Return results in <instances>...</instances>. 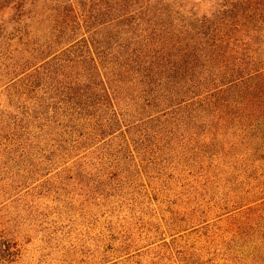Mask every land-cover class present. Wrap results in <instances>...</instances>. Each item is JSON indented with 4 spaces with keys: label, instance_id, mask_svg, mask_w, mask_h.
I'll return each mask as SVG.
<instances>
[{
    "label": "trees",
    "instance_id": "trees-1",
    "mask_svg": "<svg viewBox=\"0 0 264 264\" xmlns=\"http://www.w3.org/2000/svg\"><path fill=\"white\" fill-rule=\"evenodd\" d=\"M66 1L52 38L29 37L28 57L8 55L0 73V195L27 165L104 163L110 153L132 152L135 137L213 139L216 117L241 109L244 141L232 134L226 141L245 149L224 152L236 165L222 167L197 143L187 148L197 179L154 187L151 201L136 186L125 201L122 190L123 213L106 217L93 243L106 252L92 257L95 264H264V0H99L87 9ZM22 26L12 28L28 37L31 25ZM69 31L75 37L42 56ZM186 230L199 238L175 244ZM19 250L0 234V264H20Z\"/></svg>",
    "mask_w": 264,
    "mask_h": 264
},
{
    "label": "rangeland",
    "instance_id": "rangeland-1",
    "mask_svg": "<svg viewBox=\"0 0 264 264\" xmlns=\"http://www.w3.org/2000/svg\"><path fill=\"white\" fill-rule=\"evenodd\" d=\"M74 2L75 5L87 9L100 1L75 0ZM69 3L66 0H0V32L6 35L10 31L9 35L13 37L3 38L1 35L0 41L2 39L6 42L10 41L16 44L19 50L13 51L11 47L7 49L5 42L1 44L2 46L0 45V55H6V59L5 57L0 59V73L6 70L5 63H9L8 55L23 54L28 57L26 49H30L32 45L28 43L29 39L30 43L35 41L44 43L49 37L52 38L50 25L61 20L56 15L59 7L63 8ZM207 8L208 4H203L199 10L200 13L206 12ZM175 11L187 14L186 11L174 9L173 15ZM24 23L31 25L27 30L30 33L28 37L12 28V25L22 28ZM3 24H7V28L1 31ZM77 31L80 33L79 30ZM75 35L69 31V34L63 36L60 42H53L54 44L52 43L50 49L46 50L42 56ZM35 57L31 56L30 62L37 61ZM13 91L14 89H10L9 93ZM12 100L14 101L15 98ZM232 111L234 116L231 118L217 119L216 117L215 128L218 134L213 139L204 135L190 138L177 134L165 138L162 136L135 137L137 147L132 152L110 153L107 157L110 160L104 163L54 164L46 167L27 165L15 176V181L10 179L2 186L6 194L0 195V234H5L17 242L20 250L16 261H20V264L97 263L92 253L101 251L102 254L106 250L103 249L105 247L96 249L93 243H98V230L107 219L106 217L112 216L115 220L123 213L122 190L126 191L125 201H129L131 192L135 195V191H132L135 186L139 195L149 192L147 201H151L153 197L155 199L154 187V189L164 188L174 186L176 183L195 181L197 178L189 173L187 168L191 162H188L185 154L190 153L188 149L196 143L207 154L219 155L217 162L222 167L237 164L224 153L236 154L245 149V143L230 145L226 141L231 134L237 135L242 142L244 141L240 135L241 124L238 122L242 111L241 109ZM221 114L220 117L224 116ZM213 162L216 161L213 160ZM146 186L150 189L148 190ZM147 201L145 207L150 209L151 205L147 204ZM165 231L169 244L172 240L168 234L170 229ZM197 238H199L197 233L186 230L182 239H176L175 244L185 242L190 244ZM149 249L159 251L163 248L152 245ZM136 258L141 259L142 256H136Z\"/></svg>",
    "mask_w": 264,
    "mask_h": 264
}]
</instances>
